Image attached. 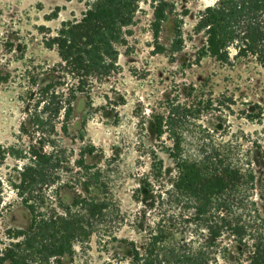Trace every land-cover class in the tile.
<instances>
[{"label": "trees", "instance_id": "obj_1", "mask_svg": "<svg viewBox=\"0 0 264 264\" xmlns=\"http://www.w3.org/2000/svg\"><path fill=\"white\" fill-rule=\"evenodd\" d=\"M139 1L85 0L80 17L62 21L44 36L45 47L54 49L58 60L48 68L53 78L43 84L33 81L29 92L37 138L0 150L2 160L8 155L19 161L15 173L0 176V215L4 185L30 214L25 227L3 231L0 264H53L70 256L76 243L93 233L105 236L123 221L114 204L91 194L99 184L91 178L98 173L90 172L82 157L71 161L52 134L56 122L66 132L78 96L91 104L95 84L116 71L118 45L131 34ZM170 12L174 8L165 0L153 5L151 33L159 52L164 51L157 41L160 28ZM182 23L175 16L172 54L184 46ZM192 34L201 37L196 63L208 56L225 66L245 61L264 69V0L210 2L196 12ZM153 117L160 138L168 122L163 114ZM189 142L180 134L171 138L170 171L155 146L150 148V170L132 194L139 204L133 220L139 239L118 240L128 246L129 262L264 264V168L259 172L246 154L225 148L208 134L198 133ZM73 166L81 170L66 176ZM66 189L72 193L69 203L61 200Z\"/></svg>", "mask_w": 264, "mask_h": 264}, {"label": "rangeland", "instance_id": "obj_2", "mask_svg": "<svg viewBox=\"0 0 264 264\" xmlns=\"http://www.w3.org/2000/svg\"><path fill=\"white\" fill-rule=\"evenodd\" d=\"M156 1H139L131 34L118 45L116 71L95 84L91 104L78 96L66 132L56 122L52 134L71 161L82 157L86 168L98 173L91 178L99 183L91 194L114 204L123 221L105 236L93 233L76 243L70 256L53 264H131L128 246L118 240L139 239L133 226L139 208L133 190L150 170L153 146L172 170L167 147L177 134L187 144L198 133L208 134L225 148L246 154L259 172L264 168V69L245 61L225 66L208 56L194 61L201 42L192 34L195 14L210 0H165L174 12L160 28L157 41L164 51H157L150 24ZM84 9L85 0H0V150L37 138L29 92L33 81L43 84L53 78L48 68L58 60L56 51L45 47L44 36L62 21L80 17ZM175 16L183 18L184 46L172 54ZM157 114L168 122L160 138L153 117ZM18 163L8 155L0 158V176L13 173ZM75 170L81 169L73 166L66 176ZM3 195L0 237L6 228H23L30 220L12 188L4 185ZM71 199L70 190L61 191L63 203Z\"/></svg>", "mask_w": 264, "mask_h": 264}, {"label": "clouds", "instance_id": "obj_3", "mask_svg": "<svg viewBox=\"0 0 264 264\" xmlns=\"http://www.w3.org/2000/svg\"><path fill=\"white\" fill-rule=\"evenodd\" d=\"M210 2L214 3V2H215V0H210Z\"/></svg>", "mask_w": 264, "mask_h": 264}]
</instances>
